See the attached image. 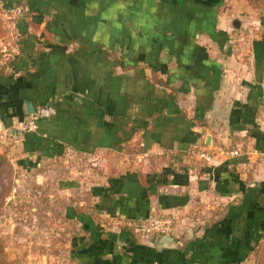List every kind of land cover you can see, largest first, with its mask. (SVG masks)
<instances>
[{"label":"crops","instance_id":"crops-1","mask_svg":"<svg viewBox=\"0 0 264 264\" xmlns=\"http://www.w3.org/2000/svg\"><path fill=\"white\" fill-rule=\"evenodd\" d=\"M4 1L24 16L15 45L0 39V136L14 133L32 105L57 109L13 142L14 161L29 170L45 159L60 165L66 154L106 156L118 168L91 184L78 170L59 178L63 215L81 231L76 263L248 264L264 236V8L248 0ZM240 31L254 35L253 57L239 48ZM71 39L90 49L67 47ZM195 147L216 160L199 159ZM234 149L242 154L221 156ZM206 209L218 219L180 227L176 248L151 245L124 220L95 219Z\"/></svg>","mask_w":264,"mask_h":264},{"label":"rangeland","instance_id":"rangeland-1","mask_svg":"<svg viewBox=\"0 0 264 264\" xmlns=\"http://www.w3.org/2000/svg\"><path fill=\"white\" fill-rule=\"evenodd\" d=\"M9 41L15 45L14 40ZM119 57L124 59L121 54ZM13 142L15 140L4 144L11 147L5 157L0 155V239L4 249L2 258L9 264H77L73 239L81 231L74 225V221L67 220L63 215L65 200L58 188L59 178L64 175L65 169L69 175H74L73 170H78L87 183L91 184L97 179L101 182L97 177H106L118 171L116 164L115 170H112V166L107 167L110 157H100L102 160L97 162L96 159L86 161L85 158H73L66 154L60 163L65 168H60L53 159H45V165L43 162L28 170L14 161L13 155L16 153L12 152L15 145ZM2 148L3 145L0 146L1 150ZM154 157L155 154L147 155L150 161ZM72 160L77 162L74 164ZM136 161H131L130 165L138 166L135 165ZM153 165H157L154 160ZM91 170L95 174L92 175ZM212 211L206 209V212L198 215L180 212L175 226L179 229L189 225H205L206 221L214 222L218 218L213 216ZM95 219L107 225L110 221L116 223L124 220L122 223L127 226V219L119 215L114 218L97 216ZM139 237L147 238L141 235ZM254 250L248 264H264V236Z\"/></svg>","mask_w":264,"mask_h":264},{"label":"built area","instance_id":"built-area-1","mask_svg":"<svg viewBox=\"0 0 264 264\" xmlns=\"http://www.w3.org/2000/svg\"><path fill=\"white\" fill-rule=\"evenodd\" d=\"M6 4V1L0 0V19L3 21L6 28L8 38L18 42L16 25L18 20L22 18L24 9L21 5H14L12 9H8ZM235 40L239 43L240 49L248 52L252 57L254 56L252 51L255 37L253 34L240 31L236 34ZM259 84L264 104V76ZM56 113L57 109L54 105L46 104L38 106L35 113L27 115L23 120L17 123L14 133L0 136V146L20 139L24 134L37 133L39 131V122L54 117ZM191 152L199 159L209 163L216 160V153L209 150L207 147H195ZM241 154L242 151L240 149L224 150L221 152V156L224 158L235 157ZM179 215L180 212L178 211L165 213L154 211L146 217L128 219L126 223L135 234L145 236L148 239L153 237L160 238L163 236H172L176 239L179 235L178 228L175 226V221L178 219ZM176 243L178 245L182 244L179 239H176Z\"/></svg>","mask_w":264,"mask_h":264},{"label":"trees","instance_id":"trees-1","mask_svg":"<svg viewBox=\"0 0 264 264\" xmlns=\"http://www.w3.org/2000/svg\"><path fill=\"white\" fill-rule=\"evenodd\" d=\"M252 5H254L255 7H258L260 9L264 8V0H248ZM24 16V15H23ZM8 38V35H7V31H6V28L3 24V21L0 19V39H7ZM70 44H76V46L78 48H81L83 50H86V49H90V45L88 43H86L84 40L82 39H71L69 41H67L66 43V46L68 47ZM99 52L101 53H104V54H109L110 56L114 57V59L120 63V64H123L121 59H119L118 56H115V55H111L108 51H106L105 49H101ZM108 52V53H107ZM51 105H54L56 107L55 104L53 103H49ZM46 105V104H44ZM42 106V105H41ZM53 118V117H52ZM50 118V119H52ZM50 119H46V120H50ZM46 120H41L39 122V127H40V124L43 122V121H46ZM8 150H9V145H3V148L2 150L0 149V155L2 156H6L7 153H8ZM205 224V223H204ZM204 225H200L199 227H202ZM4 254V249H3V245H2V240L0 239V264H9L7 263L2 257Z\"/></svg>","mask_w":264,"mask_h":264},{"label":"water","instance_id":"water-1","mask_svg":"<svg viewBox=\"0 0 264 264\" xmlns=\"http://www.w3.org/2000/svg\"><path fill=\"white\" fill-rule=\"evenodd\" d=\"M13 6L14 5L12 3H7L6 4V7L8 9H12ZM234 25L236 27H240V21L239 20L234 21ZM31 109L32 110L29 112V115L35 113L37 108L32 105ZM193 232H194L193 228H189L188 229L187 234H188L189 238H192ZM150 243H151V245L157 246L159 248H176L177 247L176 240L172 236H163V237H160V238L153 237L151 239Z\"/></svg>","mask_w":264,"mask_h":264}]
</instances>
